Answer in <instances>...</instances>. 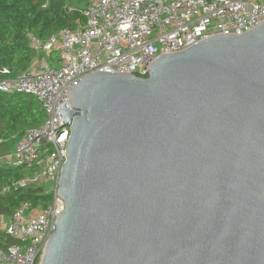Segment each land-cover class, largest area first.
I'll return each mask as SVG.
<instances>
[{
	"label": "water",
	"instance_id": "1",
	"mask_svg": "<svg viewBox=\"0 0 264 264\" xmlns=\"http://www.w3.org/2000/svg\"><path fill=\"white\" fill-rule=\"evenodd\" d=\"M148 71L67 87L65 208L40 264H264V20Z\"/></svg>",
	"mask_w": 264,
	"mask_h": 264
},
{
	"label": "built area",
	"instance_id": "2",
	"mask_svg": "<svg viewBox=\"0 0 264 264\" xmlns=\"http://www.w3.org/2000/svg\"><path fill=\"white\" fill-rule=\"evenodd\" d=\"M81 11L85 22L78 21L76 28L47 40L29 34L30 45L43 56L28 70L16 77L7 68L0 71V92L34 95L47 115L0 156V165L32 169L14 182L15 188L40 186L52 194L45 206L26 201L9 217L0 214V264H40L58 213L65 208L59 184L72 130L58 108L64 103L71 108L67 87L98 71L145 77L163 53L257 26L264 20V0H86ZM4 141L0 138V145Z\"/></svg>",
	"mask_w": 264,
	"mask_h": 264
},
{
	"label": "trees",
	"instance_id": "3",
	"mask_svg": "<svg viewBox=\"0 0 264 264\" xmlns=\"http://www.w3.org/2000/svg\"><path fill=\"white\" fill-rule=\"evenodd\" d=\"M85 4L86 0H0V71L7 68L10 76L16 77L28 70L43 56L30 45L29 34L47 40L65 28H76L78 21L85 22L81 11ZM46 117L34 95L0 92V138L5 140L0 156L13 150L17 140L27 130L39 127ZM31 173L27 166L0 165V214L9 217L26 201L34 206L51 202L52 194L44 187L13 186ZM8 241L15 239L8 237Z\"/></svg>",
	"mask_w": 264,
	"mask_h": 264
}]
</instances>
